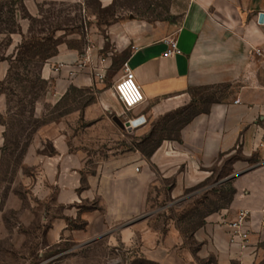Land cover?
<instances>
[{
    "label": "crops",
    "instance_id": "obj_1",
    "mask_svg": "<svg viewBox=\"0 0 264 264\" xmlns=\"http://www.w3.org/2000/svg\"><path fill=\"white\" fill-rule=\"evenodd\" d=\"M261 13L264 0H190L180 26L144 27L133 37L136 49L126 63L145 100L127 110L111 88L105 91L103 103L114 118L131 125L128 129L136 130L139 136L151 134L165 114L195 109L196 98L208 95L214 87L230 84L234 96L199 110L180 127L177 138L160 142L149 155L139 149L98 164L97 173L85 184L78 166L72 164L78 161L82 167L80 156L67 154V146L58 140L54 145L57 156L43 160L45 180L54 190L58 207V212L43 222V248L62 241L84 246L104 237L111 244L130 246L137 238L140 256L155 264H198L199 260L208 264H264V161L256 170L238 174L237 182L244 184L250 196L239 192L234 216L227 218V210L209 216L188 243L174 227L163 237L149 227V219L141 218L154 184L172 182L170 196L182 199L188 190L210 181L214 167L238 150L248 158L264 151V54L257 53L264 49ZM157 32L163 39H175L181 54L166 56L167 44L148 37ZM77 57L68 48L60 49L45 66L44 78L52 76V64L73 62ZM9 70V65L0 62V76L6 78ZM122 77L121 71L112 83ZM141 116L145 122L138 124ZM5 132L0 125V166ZM244 164L236 161L233 168L240 170ZM94 201L102 208H80ZM18 202L11 193L8 204L0 207V231L4 230L5 210H18ZM240 211L251 213L244 227L250 231L246 249L232 245L229 235V225ZM25 221L26 225L31 223L30 219ZM76 221L84 223V228L72 229L70 223Z\"/></svg>",
    "mask_w": 264,
    "mask_h": 264
},
{
    "label": "rangeland",
    "instance_id": "obj_2",
    "mask_svg": "<svg viewBox=\"0 0 264 264\" xmlns=\"http://www.w3.org/2000/svg\"><path fill=\"white\" fill-rule=\"evenodd\" d=\"M189 1H0V62L13 69L11 77L0 76V125L6 130L0 207L8 204L11 193L19 199L18 210L8 209L3 215L0 264H155L140 256L137 238L130 246L111 244L104 237L84 246L62 241L43 248V222L58 212L54 190L45 180L43 160L57 156L54 145L60 140L67 146V154L80 156L82 167L78 161L72 164L78 166L85 184L97 173L98 164L139 149L149 155L160 142L177 138L180 127L199 110L234 96L230 84L214 87L208 95L196 98L195 109L165 114L146 136H139L124 123L118 124L103 103L105 91L114 90L112 81L121 71L124 75L126 60L136 49L133 37L144 27L180 26ZM160 35L157 32L148 37L164 43L172 39ZM57 43L58 54L60 49L68 48L78 57L73 62L52 64V76L45 79L44 68L50 59L44 61V55ZM35 52L41 54L34 56ZM236 161L246 163L244 168L235 170ZM263 161L264 151L248 158L238 150L221 166L214 167L210 181L188 190L178 200L170 196L172 182L154 184L148 192L146 214L141 218L149 219V227L163 237L174 227L188 243L209 216L223 210L228 211L227 218L234 216L239 192L250 196L244 184L237 182L238 174L256 170ZM80 208L102 206L94 201ZM25 219L31 223L26 225ZM70 226L83 229L84 223L71 222ZM198 264L208 263L199 260Z\"/></svg>",
    "mask_w": 264,
    "mask_h": 264
},
{
    "label": "built area",
    "instance_id": "obj_3",
    "mask_svg": "<svg viewBox=\"0 0 264 264\" xmlns=\"http://www.w3.org/2000/svg\"><path fill=\"white\" fill-rule=\"evenodd\" d=\"M259 24L264 25V13L259 15ZM165 43L168 49L166 56L181 54L178 43L175 39H167ZM259 55L264 54V49H258ZM125 73L123 77L117 81L114 90L116 91L119 101L127 110H132L144 102V95L136 82L135 75L128 63L125 64ZM238 102V101H237ZM138 124L145 122L144 116L137 119ZM251 213L249 211H240L237 219L230 223V240L232 245H240L241 249H246L250 242V231L244 229L245 224L249 222ZM264 223V218H263Z\"/></svg>",
    "mask_w": 264,
    "mask_h": 264
},
{
    "label": "trees",
    "instance_id": "obj_4",
    "mask_svg": "<svg viewBox=\"0 0 264 264\" xmlns=\"http://www.w3.org/2000/svg\"><path fill=\"white\" fill-rule=\"evenodd\" d=\"M6 2H10V3H12V2H14V0H8V1H6ZM58 46H59V44L57 43L56 45H55V49H51L52 51H48L45 55H44V61H47V60H49V59H52L53 57H55L57 54H58ZM41 53H39V52H35V54H34V56H39ZM12 72H13V69H10V71H9V75H8V77H11V75H12ZM18 77H20L19 75H18ZM20 78H17L16 80H19ZM216 102H218V101H216ZM215 103V102H214ZM190 119V118H189ZM188 119V120H189Z\"/></svg>",
    "mask_w": 264,
    "mask_h": 264
},
{
    "label": "water",
    "instance_id": "obj_5",
    "mask_svg": "<svg viewBox=\"0 0 264 264\" xmlns=\"http://www.w3.org/2000/svg\"><path fill=\"white\" fill-rule=\"evenodd\" d=\"M115 121L118 123V124H120V125H122L123 126V123L118 119V118H115ZM127 128H130L131 127V125H125Z\"/></svg>",
    "mask_w": 264,
    "mask_h": 264
},
{
    "label": "bare ground",
    "instance_id": "obj_6",
    "mask_svg": "<svg viewBox=\"0 0 264 264\" xmlns=\"http://www.w3.org/2000/svg\"><path fill=\"white\" fill-rule=\"evenodd\" d=\"M114 96L116 97V99L119 101V99H118V97H117V94H116V91H114ZM120 102V101H119ZM125 111H127V110H125ZM128 113V112H127ZM138 121V120H137ZM136 121V122H137ZM135 121H133V123H134V126H135V124H137ZM133 125V124H132Z\"/></svg>",
    "mask_w": 264,
    "mask_h": 264
}]
</instances>
